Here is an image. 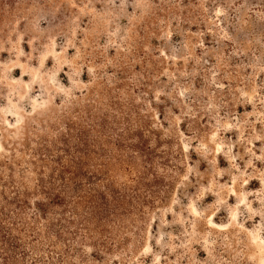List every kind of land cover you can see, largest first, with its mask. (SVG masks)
<instances>
[{"label":"rangeland","instance_id":"obj_1","mask_svg":"<svg viewBox=\"0 0 264 264\" xmlns=\"http://www.w3.org/2000/svg\"><path fill=\"white\" fill-rule=\"evenodd\" d=\"M42 186L16 264H264V0H0V208Z\"/></svg>","mask_w":264,"mask_h":264},{"label":"trees","instance_id":"obj_2","mask_svg":"<svg viewBox=\"0 0 264 264\" xmlns=\"http://www.w3.org/2000/svg\"><path fill=\"white\" fill-rule=\"evenodd\" d=\"M229 30L233 36L238 38V41L242 39L236 35V28H229ZM55 191L57 190L42 186L36 193L43 195L44 200L31 203V198L36 193L18 188L12 198L5 199L6 206L0 208V264H16L21 260L19 258H21L22 241L19 236H16L17 231L22 232L28 228L33 230L32 235L36 237L38 232H35L36 229L31 226L32 223L36 226L43 224L42 228L46 226L48 237L42 236V228H38L39 237L45 239L54 236L60 240L64 237V232L69 230L68 225L74 224L64 215L67 209L65 191L64 193ZM11 207L13 209H10ZM58 208H64L63 214L58 212ZM24 217H26L25 222Z\"/></svg>","mask_w":264,"mask_h":264}]
</instances>
